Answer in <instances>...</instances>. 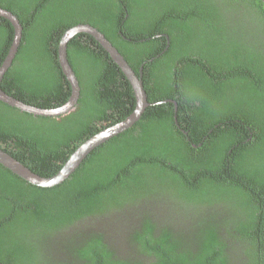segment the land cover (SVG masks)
Masks as SVG:
<instances>
[{"label":"trees","instance_id":"obj_1","mask_svg":"<svg viewBox=\"0 0 264 264\" xmlns=\"http://www.w3.org/2000/svg\"><path fill=\"white\" fill-rule=\"evenodd\" d=\"M0 8L22 27L20 46L0 83L6 94L43 109L67 102L70 86L58 63V42L67 29L87 23L110 41L122 38L118 30L127 38L130 58L121 55L136 74L143 64L150 104L131 128L95 148L60 185L37 187L0 165V264H69L47 254L46 246L70 230L77 232L67 242L70 264L74 258L83 264H126L107 259L112 255L102 237L78 231V221L99 218L124 199L151 196L154 188L163 198L183 194L193 200L194 211L210 208L215 215L198 219L203 236L135 237L149 256L153 244L152 264H264L261 0H0ZM13 32L0 17V66ZM156 35L166 36L169 44ZM74 48L81 58L85 53L96 57L100 68L89 61L80 71ZM67 58L80 97L76 110L60 121L0 101V149L42 177L54 175L96 133L84 125L88 106L102 118L104 111L131 104L120 121L134 110L128 80L95 39L76 35L67 44ZM168 100L175 101L176 112ZM212 223L229 239L208 230Z\"/></svg>","mask_w":264,"mask_h":264},{"label":"flooded vegetation","instance_id":"obj_2","mask_svg":"<svg viewBox=\"0 0 264 264\" xmlns=\"http://www.w3.org/2000/svg\"><path fill=\"white\" fill-rule=\"evenodd\" d=\"M126 18V17H125ZM87 24V23H86ZM90 25V24H89ZM104 35V34H103ZM118 36H122V38L117 37H110L112 41L117 43L116 49L118 48L119 53L122 52L125 53V57L130 58L128 55V50L125 47V39L122 35V32L120 30L117 31ZM90 36V35H89ZM163 37L166 40L167 45V37L164 35H156L154 38ZM61 38V37H60ZM94 39V38H93ZM60 40V39H59ZM112 45V41L108 40ZM59 44V42H58ZM99 44V43H98ZM169 44V43H168ZM100 45V44H99ZM93 49L95 47L93 45H90ZM101 46V45H100ZM114 46V45H113ZM102 48V46H101ZM58 49V46H57ZM103 49V48H102ZM167 46L165 49H163L162 52L158 53L156 57L160 56L164 51H166ZM78 49H73V58L78 59V68L79 70H84L83 65H86V63L91 61L94 65H97V68H100V61L96 57H93L89 53L83 54V58H81V53L76 51ZM104 50V49H103ZM143 65V64H142ZM141 65V66H142ZM140 66V67H141ZM143 69V68H142ZM73 70V69H72ZM139 70V69H138ZM62 71V70H61ZM74 72V71H73ZM75 74V73H74ZM138 75V74H137ZM143 76V72L141 73ZM76 76V75H75ZM77 78V77H76ZM78 80V79H77ZM67 81V80H66ZM143 82V80H142ZM79 85V80H78ZM80 87V86H79ZM122 92L123 89H120ZM71 93V91H70ZM111 91L107 94L106 99L103 100L105 105H107V101L111 97ZM134 94V93H133ZM147 96V94H146ZM70 97V96H69ZM79 97H80V91H79ZM124 98H127L125 95H123ZM79 99V98H78ZM135 100V96H134ZM78 101V100H77ZM175 102L172 100H168V102ZM66 103V102H65ZM63 103L62 105H64ZM176 104V103H175ZM62 105L58 106L61 107ZM136 105V101L134 102V108ZM77 103L75 107L68 113L61 115L59 117H64L65 115H68L76 110ZM131 104H126L127 108H120L117 111L111 113L110 111H104L102 118H97V115H94L92 110H94V106H88V117L87 122L84 123L85 128L89 126V130L98 133L99 131L105 129L107 127V124L110 122L120 121V116L125 112V110H128L131 108ZM176 105H174V112H176ZM57 108V107H56ZM82 111H85V105L81 106ZM104 108V107H103ZM54 109V108H50ZM106 109V108H105ZM109 115L114 116V118L110 117ZM59 117H55L57 121H60ZM53 118V117H50ZM176 122V121H175ZM57 130L55 129V132L57 134ZM186 132V131H185ZM184 132V133H185ZM61 133H67L66 129L61 130ZM95 133V134H96ZM90 134V133H89ZM88 134V136H89ZM93 134V135H95ZM91 135V136H93ZM88 139V138H87ZM86 140V139H85ZM84 140V141H85ZM83 141V142H84ZM82 142V143H83ZM139 172H141L140 169L137 168ZM139 187V183L135 184L134 187ZM149 192V189H147ZM160 189L154 188L152 189L149 194L151 196H161L157 195L158 191ZM166 191V190H165ZM168 194V193H167ZM172 197L171 194H168ZM168 195L164 194L165 197V208L163 209H149L144 205V200L146 196L144 195H137L133 199H124L121 201V204L113 206L105 211V213L100 216L99 218L95 219H88V220H79L78 224L80 227L85 228V230H82L80 227H78V231H83V233L88 234L89 232L92 233H98L100 237L103 239V243L107 244V248L110 249L111 255L107 259H115V260H122L126 262V264H152L154 261L153 254L155 253V249L152 243H149L150 248L148 247V251L151 253V255H147L146 253H142L140 251L141 247L140 245L143 244L142 242L136 243L135 237L139 239H145V238H153L159 234L163 235L166 233H171L174 235L179 236H189L190 234L194 235H205L204 229H197L196 224L198 222V219H204L209 220V217H213L215 215V212H211L210 208L201 209L202 211H194L192 208V199L183 198V194L179 197L170 198ZM193 197V195H192ZM169 214L172 215V219H169ZM93 220V221H92ZM92 221V224H91ZM91 225V226H90ZM92 227V228H90ZM206 228V226H205ZM213 228L220 237L228 238L230 235L223 230L222 233L218 230V228H215L213 226V223L208 226V230L213 231ZM68 233H70L68 236H61L56 239H54L51 242L50 247H53L55 250L53 251V256L58 259L60 262L63 263H69L66 258L65 254L69 249V246L67 245V242H69L70 238L75 239L74 234H77L76 231L70 230ZM68 240V241H67ZM79 240V239H77ZM229 243V241H228ZM237 242H233V244H236ZM230 245V244H229ZM65 246V249H64ZM236 250H240L241 246L239 244L236 245ZM72 249V248H70ZM74 264H83V262L80 259L74 258ZM73 264V263H72ZM124 264V263H123Z\"/></svg>","mask_w":264,"mask_h":264},{"label":"water","instance_id":"obj_3","mask_svg":"<svg viewBox=\"0 0 264 264\" xmlns=\"http://www.w3.org/2000/svg\"><path fill=\"white\" fill-rule=\"evenodd\" d=\"M264 4V0H261ZM0 17L8 20L13 29V39L9 47L8 53L0 66V83L10 68L22 39V27L19 20L10 11L0 8ZM78 34H87L94 38L107 52L110 59L118 66L125 78L128 80L135 96L136 105L134 110L124 120L115 124L107 126L105 129L99 131L95 135L86 139L81 143L61 166V168L50 177H42L21 162L16 160L10 154L0 149V165L9 170L13 175L21 178L27 183L41 187L52 188L62 184L68 179L75 170L80 166L82 161L95 148L109 141L113 137L131 128L142 116L145 109L150 105L142 82V66L138 70V75L130 67L126 59L119 53V51L108 41V39L95 27L89 24H78L67 29L61 36L57 49L58 63L62 70L65 79L70 86V97L68 101L61 107L54 109H43L36 106L26 104L8 94H6L0 87V101L9 107L18 109L20 112H25L33 116L40 117H59L70 112L76 105L79 98L80 87L78 80L72 70V67L67 58V44ZM167 102V101H165ZM171 102V101H169ZM174 105L175 102H173Z\"/></svg>","mask_w":264,"mask_h":264},{"label":"rangeland","instance_id":"obj_4","mask_svg":"<svg viewBox=\"0 0 264 264\" xmlns=\"http://www.w3.org/2000/svg\"><path fill=\"white\" fill-rule=\"evenodd\" d=\"M143 203L147 208H149L151 210L163 209V208H165V204H166L165 198H163L161 196H147ZM172 218H173L172 215L169 214V219H172ZM53 240L54 239L48 240L49 244H48V246H46V247H49L48 252H47V254H49V255H53L52 250H55L53 247H50L51 242Z\"/></svg>","mask_w":264,"mask_h":264}]
</instances>
